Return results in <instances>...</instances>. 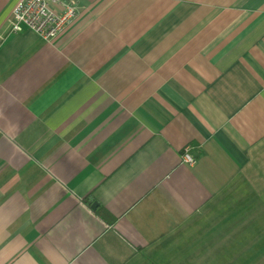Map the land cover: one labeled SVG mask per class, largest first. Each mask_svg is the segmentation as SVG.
I'll list each match as a JSON object with an SVG mask.
<instances>
[{"label":"crops","instance_id":"0c3cea01","mask_svg":"<svg viewBox=\"0 0 264 264\" xmlns=\"http://www.w3.org/2000/svg\"><path fill=\"white\" fill-rule=\"evenodd\" d=\"M15 2L0 264H264V0H79L50 41Z\"/></svg>","mask_w":264,"mask_h":264},{"label":"built area","instance_id":"2783aa9c","mask_svg":"<svg viewBox=\"0 0 264 264\" xmlns=\"http://www.w3.org/2000/svg\"><path fill=\"white\" fill-rule=\"evenodd\" d=\"M79 0H16L8 18L10 34L31 31L45 41L52 40L71 22L76 14ZM187 164L194 162L187 153Z\"/></svg>","mask_w":264,"mask_h":264},{"label":"trees","instance_id":"16d2710c","mask_svg":"<svg viewBox=\"0 0 264 264\" xmlns=\"http://www.w3.org/2000/svg\"><path fill=\"white\" fill-rule=\"evenodd\" d=\"M94 212L102 221H104L108 224L112 223L111 218H109L107 212L104 209L99 208V209L94 210Z\"/></svg>","mask_w":264,"mask_h":264},{"label":"rangeland","instance_id":"374dc122","mask_svg":"<svg viewBox=\"0 0 264 264\" xmlns=\"http://www.w3.org/2000/svg\"><path fill=\"white\" fill-rule=\"evenodd\" d=\"M260 236V235H259ZM257 238L256 237H254V241L256 240ZM259 240L257 239V242H258ZM261 256V254L260 253H258V252H254L253 253V258L256 260L257 259V257H260ZM255 264V263H254ZM257 264V263H256Z\"/></svg>","mask_w":264,"mask_h":264},{"label":"water","instance_id":"95a60500","mask_svg":"<svg viewBox=\"0 0 264 264\" xmlns=\"http://www.w3.org/2000/svg\"><path fill=\"white\" fill-rule=\"evenodd\" d=\"M96 208H97V204L93 203V204L91 205V209H92V210H95Z\"/></svg>","mask_w":264,"mask_h":264}]
</instances>
